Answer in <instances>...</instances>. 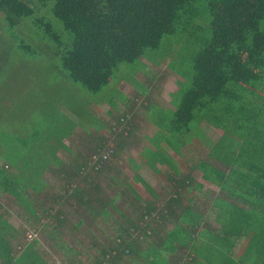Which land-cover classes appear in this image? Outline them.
<instances>
[{"label":"trees","instance_id":"16d2710c","mask_svg":"<svg viewBox=\"0 0 264 264\" xmlns=\"http://www.w3.org/2000/svg\"><path fill=\"white\" fill-rule=\"evenodd\" d=\"M23 23L35 28L39 41H44L46 50L59 61L63 75L51 81L54 86L61 80L97 96L85 100V106L81 102L82 107L64 100L51 106L62 115V123L77 120L76 127L88 124L86 119L90 115L98 117L104 108L112 119L98 117L105 132L90 125L88 133L93 132L96 145L86 158L85 153L76 154L75 149L59 142L62 149L58 152L71 156L65 164L57 149L52 151L53 158L42 161V184L23 185L6 174L8 163L0 164V194L12 198L33 223L39 224L40 228H33L34 234L41 231L55 241L53 237L65 222L61 209L46 203L54 196L50 186L63 173L67 175V188H72L65 194L75 196L78 186L73 182L77 181L84 190L83 205L92 198L87 196L88 189L98 188L92 198L97 203V219L114 226L115 234L107 237V249H100L89 264H177L181 258L186 264H264V0H0L1 34L4 29L11 34ZM162 39L181 54L180 63L187 65L185 71L155 66L163 67L159 70L164 72L141 75L138 71L129 79H113L121 64L143 60L146 51L159 49ZM16 49L23 55H35L22 40L16 43ZM171 75L175 76V88L167 93V103H162L156 85L162 82L159 78L166 77L167 81ZM119 85L134 89V94L125 93ZM148 93L153 105L162 107L159 113L168 111L165 118L150 119L157 128L148 138L153 141L152 152L158 161L164 150L160 142L178 150L185 144L186 135L203 137L200 124L222 131L216 141L210 140L209 145H214L209 147L208 138L201 142L210 159L209 164L204 163L209 172L202 171L201 177L219 190L210 205L211 230L219 234L212 232L204 237V232L194 233L201 226V215L193 196L188 197L187 206L180 205L179 191L173 192L174 198L164 207L147 204L139 215L140 223L114 207L113 199L101 201L99 174H107L117 145L114 142L129 133L128 125L135 117L129 110L139 95ZM59 102L65 107L60 109ZM119 104L127 110L118 113ZM76 132L72 130L66 138L73 142L70 137L80 135ZM41 135L35 130L29 138L37 142ZM107 151L102 158L101 153ZM219 165L228 167L227 174ZM47 171L54 173L46 177ZM112 177L129 188L117 173ZM182 178L175 180L179 189ZM129 192L138 200L134 190ZM117 193L115 197L123 194ZM6 211L0 203V264H51L38 245L40 241L27 239L29 230L23 235L11 226ZM111 213L117 214L120 222ZM78 224L87 227L83 219ZM238 245L240 254L235 255ZM177 250L184 257L177 256ZM69 256L66 252L65 257ZM68 261L84 264L81 260Z\"/></svg>","mask_w":264,"mask_h":264},{"label":"rangeland","instance_id":"374dc122","mask_svg":"<svg viewBox=\"0 0 264 264\" xmlns=\"http://www.w3.org/2000/svg\"><path fill=\"white\" fill-rule=\"evenodd\" d=\"M38 38L40 36L35 28L28 26L27 23L16 27L11 34L7 32V29H4L2 34L0 32V164L3 162L8 163L10 168L6 170V174L14 176L23 185L27 183L42 184L39 172L42 167L45 169V160L53 158L54 150L57 149L58 152L60 147L62 149L59 142H64V139L71 134L72 130L78 131L81 135V133L92 129L90 126L92 125L94 128L105 132V125L97 117L94 118L90 115L85 121L88 124L76 127L77 120L70 124L62 123V115L60 113L57 114L51 108L53 105L57 106L59 100L76 102L79 105L82 102V106H85L83 105L85 100L97 98V96L90 95L84 88L81 90L74 85L67 86L68 83H60L61 80L55 84L57 86H54L51 81L61 78L63 75L59 61L46 50L45 42L39 41ZM21 40L35 50V55H23L17 51L16 43ZM180 57L181 54L171 46L165 45V39H162L159 49L146 51L143 60L130 64H121L113 79L117 78L118 80L119 76L129 79V76L135 72L139 71L141 75H144L151 71H159L163 67L170 70L174 68L179 71H185L187 65L186 63H183V65L180 63ZM146 65L149 66V69L144 71ZM155 66L163 67L156 69L154 68ZM173 79H175V76L171 75L166 82V77L164 79L161 77L159 80L162 82L155 83L158 87L156 93L160 95L159 98L163 96L166 99L167 93L175 88ZM125 93L134 94V89L126 86ZM153 102L147 107V118H165L168 111L163 109L159 113L158 108L162 107L155 104L158 106L156 108ZM137 104H139V101ZM82 106L80 105V107ZM61 107H65V105L59 102V108L61 109ZM84 109L88 110L87 107H84ZM120 109L118 113L127 110V108ZM104 110L106 109L104 108ZM99 116L109 121L112 120L104 113H99ZM35 130L42 132L39 139L37 138V142H33L29 138ZM210 130L208 133V145L212 142L210 140L216 141L222 133L219 129L210 128ZM75 134L70 139L73 138L76 141L72 142L68 139L65 144L73 148L81 145L82 142L76 138ZM92 136L89 137L92 138ZM83 139H87V134H84ZM93 139H95V135ZM212 145H209V147ZM129 152V156L134 157L136 150L131 149ZM58 155L62 160L64 159V162L67 160L62 152H58ZM37 158H39L38 162H36ZM222 169L228 170V167L222 166ZM130 171L132 170L130 169ZM52 173L54 172L47 171L46 177ZM131 176L132 172L128 173L124 178L128 180ZM144 176L148 177L143 173L142 178ZM137 180L136 182H138ZM99 182V186H101L99 196L103 199V202H106V199H113L114 207L120 209L129 219L140 223L139 215L145 211L144 204L146 202L144 200L146 192L141 188V185L135 186L140 198L137 201H132L129 198H123V196L115 197V194L113 191H109L103 179L100 178ZM148 183L156 186L154 181ZM54 184L58 186L57 182ZM71 189L69 188V191ZM210 196L211 198L213 197L212 194L209 195V198ZM0 201L7 210L5 213L7 222L21 230L23 235L29 230L26 233L27 239L36 238L40 241L41 244L39 243L38 245L42 248V251L47 253V258L51 264H68V259L73 261L81 260L84 264H89L91 257L97 254L100 249L107 247L109 244V238L107 239V237H113L115 234L112 230L114 227L112 224L107 226L98 219L93 223L95 225L92 226H89L88 222H86L87 227L83 225L81 234H76L73 228H79V225L73 222L77 218L73 217V215H64L65 222L56 233L58 235L53 237L55 241H51L41 231L40 233L36 231L34 236L33 230L35 229L33 228H40L39 224L33 223V219H30L29 215L13 200H9L8 196L5 195ZM206 202L203 204H206ZM65 207L68 208L70 206ZM71 207L72 211L76 213L75 210L79 209L80 206L77 204L71 205ZM106 209L109 210L107 206ZM39 214L42 215L40 210ZM112 217L117 222H120L117 214L112 215ZM143 221H147V219L144 218ZM240 247L239 245L235 247V255L240 254ZM66 252L70 255L68 258L65 257Z\"/></svg>","mask_w":264,"mask_h":264},{"label":"crops","instance_id":"0c3cea01","mask_svg":"<svg viewBox=\"0 0 264 264\" xmlns=\"http://www.w3.org/2000/svg\"><path fill=\"white\" fill-rule=\"evenodd\" d=\"M159 72L162 73L164 71H157V73ZM119 88L121 90L123 88L125 91L126 85H119ZM147 96H149V98H147ZM147 96L139 95V104L134 103V108L130 109V111H132L130 113H132V115H135V117L132 116L130 124H127L128 127H130L129 133L128 135L122 134L123 136L119 138L118 143L116 141L114 142V144H117L115 154L110 159L109 165L106 168V173L108 174L109 172V175L101 172L99 174V181L100 178L103 179L105 184L106 182L109 184V186H107L106 184L109 191H113L115 195L118 194L117 191H121V193L123 192V194L121 195L123 196V198H129L132 201L137 200L134 198V196L130 194L129 191L130 189L134 190L139 199L140 196L135 190V186L140 184L141 188L146 192V195L144 196V200L146 201L144 204L145 206L147 204H152L156 207H164L167 203H169L170 198H174L175 195L173 192L178 191L180 195L178 194L177 198L180 199V205L187 206L189 203L188 197L191 198L193 196L192 201H195V205L196 207H198V213L201 215V226L194 230V233L204 232V237L209 236L212 232L213 234H219L217 231L211 230L212 215L210 210V205L213 200V197L219 193L218 186L216 184L210 183L209 181L201 177L202 171L209 172V168L207 166H204V163L209 164L210 159L207 156V149L203 147L201 142L205 141L208 138V133L209 131H211L210 127H206L205 124H200V126L203 128L201 129L203 137L194 138L192 137L193 135H186L185 137H183L185 144H183L182 147H180L178 150H173L172 148H169L167 144L160 142L161 144L159 147L164 148V150L161 152L162 160L158 161L157 157H154V153L152 152L155 150L154 146L151 144V142L153 141L148 138L152 136V134L155 132V128L157 127L149 118H147V107L153 101L150 98L149 93ZM159 99H162V103H167L168 95L166 96V99H164L163 96ZM104 107H106L105 104L103 108ZM119 108H125V106L123 104H119ZM90 110L93 111L92 109ZM106 110L108 109L106 108ZM106 116L108 115L106 114ZM115 118L116 117H114V119ZM84 134H87V139H83ZM91 134L93 135V132L89 134L87 131L85 133H81L80 136L76 137L79 141L82 142L81 145L76 146L75 148L72 147L76 150V154L77 152H80L81 154L85 153V158L86 156L88 157V155L91 153L92 149L96 145V142H94L93 137H89L91 136ZM67 140L68 139L65 138L64 142H66ZM74 141L76 140L74 139L73 142ZM131 149L136 150V152L134 153V157L129 156V151H131ZM62 153L65 154L66 159L70 158L71 156H69V152L63 151ZM67 161L68 159L64 163L66 164ZM199 161L200 164H198ZM222 166L225 165H219L220 168H222ZM130 169L132 171H130ZM222 170H224L227 174V170ZM130 172H132V176L128 180H126L124 176H126ZM116 173L120 176V180L122 181V183L128 182L129 188H127V186L125 185H121L119 181H115V177L112 176H115ZM143 173L146 174L148 177L144 176L142 178ZM61 176L63 177H61L59 180H56L58 186H50L51 189L49 190V192L54 194V196L49 199H46V203L48 205L55 206V208H60L61 214L73 215V217L77 218L74 219L73 223L78 224V222L84 218L83 221H85V223L89 222L90 224H93L97 219L98 211L97 203L93 202L92 198L96 197L98 191L95 192V190H98V188L88 189L90 195L88 194L87 196H91L92 198L90 202H87L86 205H83L81 202L84 198V190L80 188L78 182H73L74 185L78 186V188L77 193H75V196L70 197L69 195L65 194L67 190L69 191V188H67L68 184L65 183L67 180V175H63L62 173ZM182 176L184 178H182ZM111 177L114 179V182L112 181ZM136 177H138L139 179L137 180ZM181 178L182 180H184V183L182 182V189H179L177 188V186H175V180L179 181V179ZM74 180L75 179H73V181ZM136 180L138 182H136ZM152 181L155 182L156 186H153L148 183ZM50 183L52 184L51 181ZM84 188H87L86 184L84 185ZM210 194L213 195L212 198L211 196L209 198ZM0 195L1 200L4 195ZM53 198L56 199V203L53 202ZM9 200L13 199L9 197ZM101 201H103V199ZM204 202H206V204H203ZM77 204H79L80 207L79 209L75 210L76 213H74L72 211L71 205ZM65 206L70 207L67 208ZM112 215H114V213H111L110 216L112 217ZM165 223L167 224V228H170V225H168L169 223ZM82 227L83 225H79V228L73 229L76 234H81ZM161 234H164V231H162ZM176 254L179 257H184V255H181L179 253V250H177ZM177 264L186 263L183 262V259L181 258V260L177 262Z\"/></svg>","mask_w":264,"mask_h":264},{"label":"built area","instance_id":"2783aa9c","mask_svg":"<svg viewBox=\"0 0 264 264\" xmlns=\"http://www.w3.org/2000/svg\"><path fill=\"white\" fill-rule=\"evenodd\" d=\"M108 153H109L108 151H107L106 153L102 152V153H101V157H102V158H106V155H108ZM34 236H35V234H34ZM29 237H30V236H29Z\"/></svg>","mask_w":264,"mask_h":264}]
</instances>
